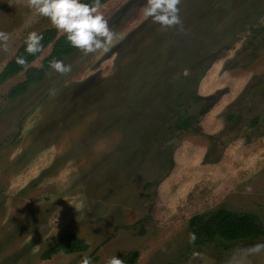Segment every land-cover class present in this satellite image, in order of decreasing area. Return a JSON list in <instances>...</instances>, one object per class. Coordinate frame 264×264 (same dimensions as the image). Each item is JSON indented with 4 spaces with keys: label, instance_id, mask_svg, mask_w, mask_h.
Wrapping results in <instances>:
<instances>
[{
    "label": "rangeland",
    "instance_id": "rangeland-1",
    "mask_svg": "<svg viewBox=\"0 0 264 264\" xmlns=\"http://www.w3.org/2000/svg\"><path fill=\"white\" fill-rule=\"evenodd\" d=\"M143 4L101 5L108 51L77 49L16 98L24 72L0 84V264H264V238L191 247L188 230L219 207L264 225V0H181L167 29ZM50 28L29 0H0V72ZM69 234L86 250L40 259Z\"/></svg>",
    "mask_w": 264,
    "mask_h": 264
},
{
    "label": "trees",
    "instance_id": "trees-1",
    "mask_svg": "<svg viewBox=\"0 0 264 264\" xmlns=\"http://www.w3.org/2000/svg\"><path fill=\"white\" fill-rule=\"evenodd\" d=\"M110 0H100L101 5L107 3ZM88 2V0H86ZM42 38L39 41V49L34 53L27 51V40L19 47L13 58L5 65L0 72V84L7 81L9 78L24 72L25 79L12 87L8 92L9 98H16L23 95L27 89L43 79L46 71L51 70V64L54 61H63L77 48L72 47L66 40L65 34L59 35L56 28H50L38 33ZM51 46L49 55L42 60L41 68H34L30 65L34 62L42 53V51ZM24 63H20V60ZM182 92L179 93V96ZM195 102L204 101L208 103V108L212 106V98H202L194 96ZM182 113V112H181ZM192 116L185 113L178 115L172 129L185 131L191 126ZM173 166V162L170 161L169 170ZM152 181L145 185L148 188ZM188 230L190 233L191 247H201L205 244H211L218 241L221 243L238 244L248 243L254 240L264 238V225L259 218L253 213L238 212L227 210L223 207H219L213 211L196 214L188 220ZM87 243L79 239L75 235H64L58 239L53 247L45 251L41 256V260H49L51 257L63 253L73 254L77 252L85 251ZM138 259L137 253H129L122 258L123 264H135ZM91 264V263H90Z\"/></svg>",
    "mask_w": 264,
    "mask_h": 264
},
{
    "label": "clouds",
    "instance_id": "clouds-1",
    "mask_svg": "<svg viewBox=\"0 0 264 264\" xmlns=\"http://www.w3.org/2000/svg\"><path fill=\"white\" fill-rule=\"evenodd\" d=\"M181 0H144L142 13L145 19H151L163 29L180 26ZM29 6L36 15L46 17L59 31L65 34L67 42L74 48L85 53L98 50L108 51L116 34L111 30L109 22L99 11L100 0H29ZM8 34L0 32V39L7 40ZM42 37L32 32L27 39V51L34 53L39 49ZM20 63H24L21 59ZM51 67L57 72L64 73L69 68L61 61H54ZM264 245H257L258 251ZM82 264H90L85 257ZM108 264H123L122 260L113 256Z\"/></svg>",
    "mask_w": 264,
    "mask_h": 264
}]
</instances>
